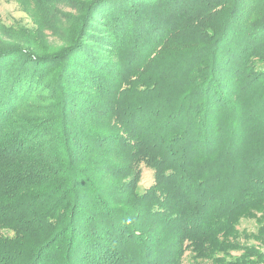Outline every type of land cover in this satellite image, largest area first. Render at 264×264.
<instances>
[{"label":"trees","instance_id":"16d2710c","mask_svg":"<svg viewBox=\"0 0 264 264\" xmlns=\"http://www.w3.org/2000/svg\"><path fill=\"white\" fill-rule=\"evenodd\" d=\"M34 1L77 17L0 26V264H264V0Z\"/></svg>","mask_w":264,"mask_h":264},{"label":"rangeland","instance_id":"374dc122","mask_svg":"<svg viewBox=\"0 0 264 264\" xmlns=\"http://www.w3.org/2000/svg\"><path fill=\"white\" fill-rule=\"evenodd\" d=\"M87 1L89 0H76L75 4L79 8L83 7ZM34 2V0H0V26L13 27V29L18 30L15 31L17 33L23 30L24 34L27 33L30 36V33L33 34L35 32L36 25H44L46 26V35L42 39V41L45 40L42 48L48 53L57 52L65 48L69 44L77 13L67 4L69 6L68 9L60 8L62 18L58 14L53 20L45 19L42 18L41 11L39 7H36L35 4L37 3ZM55 26L57 31L54 30ZM153 183V171L144 169L138 184L139 190L144 191Z\"/></svg>","mask_w":264,"mask_h":264}]
</instances>
